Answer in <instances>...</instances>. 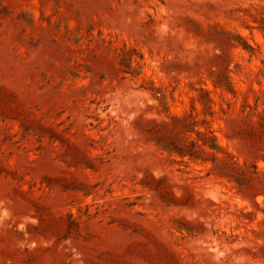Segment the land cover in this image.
<instances>
[{
    "label": "rangeland",
    "instance_id": "rangeland-1",
    "mask_svg": "<svg viewBox=\"0 0 264 264\" xmlns=\"http://www.w3.org/2000/svg\"><path fill=\"white\" fill-rule=\"evenodd\" d=\"M0 264H264V0H0Z\"/></svg>",
    "mask_w": 264,
    "mask_h": 264
}]
</instances>
